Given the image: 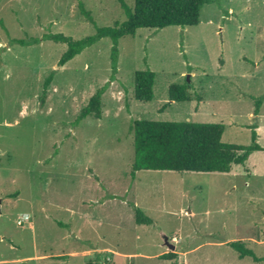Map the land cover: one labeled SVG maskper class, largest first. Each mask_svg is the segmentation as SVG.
Instances as JSON below:
<instances>
[{"label": "rangeland", "instance_id": "1", "mask_svg": "<svg viewBox=\"0 0 264 264\" xmlns=\"http://www.w3.org/2000/svg\"><path fill=\"white\" fill-rule=\"evenodd\" d=\"M79 1L0 0V264H264L230 246L241 240L264 258V0H204L197 25L120 38L113 81L109 38L64 66L66 45L42 39H82L126 19L116 0H81L92 23ZM31 38L40 40L14 42ZM146 69L147 102L134 97V74ZM105 83L102 118L74 125ZM171 84L191 99L170 102ZM139 119L222 124V141L243 146L255 131L263 150L227 173L132 178ZM134 207L152 223L137 224ZM165 238L174 260L158 258L171 251Z\"/></svg>", "mask_w": 264, "mask_h": 264}, {"label": "trees", "instance_id": "2", "mask_svg": "<svg viewBox=\"0 0 264 264\" xmlns=\"http://www.w3.org/2000/svg\"><path fill=\"white\" fill-rule=\"evenodd\" d=\"M123 10L126 19L116 21L113 25L96 28V32L82 39H73L62 33L45 34L42 39L57 44H65L66 50L61 55L58 66H64L69 60L81 53L85 48L95 44L102 38L112 41L111 48V80L115 79L118 62V41L125 36H134L139 28L161 29L167 26H194L199 23L200 9L204 0H134L133 6L125 0H116ZM81 14L94 23L83 2L78 3ZM39 38L30 41L17 40L20 45L37 43ZM55 70L50 72L43 84L41 101L44 102L47 89L54 77ZM155 73L150 70H139L134 74V97L139 101H150L153 98ZM108 83L98 88L89 98L86 106L78 113L74 125L90 116L102 118V96ZM170 102L189 101L188 87L182 84H171L168 88ZM198 101L201 97L197 95ZM255 115L259 113L261 101L257 100ZM167 105L163 107L166 108ZM224 126L214 123L173 122L139 119L132 121L134 161L131 176L135 178L140 170H171L177 172H230L234 165H245L251 153L263 150L257 143V133L253 131L250 146H243L222 141ZM137 224H151L152 220L144 212L134 207ZM239 258L250 257L254 261H264L248 248L241 240L230 243ZM178 254L170 251L158 258L174 260ZM22 264V263H14ZM172 264H176L175 262Z\"/></svg>", "mask_w": 264, "mask_h": 264}, {"label": "water", "instance_id": "3", "mask_svg": "<svg viewBox=\"0 0 264 264\" xmlns=\"http://www.w3.org/2000/svg\"><path fill=\"white\" fill-rule=\"evenodd\" d=\"M165 243H166L167 247H168L171 251H173V250L175 249V246L172 245V244H170V243L168 242L167 238H165Z\"/></svg>", "mask_w": 264, "mask_h": 264}, {"label": "built area", "instance_id": "4", "mask_svg": "<svg viewBox=\"0 0 264 264\" xmlns=\"http://www.w3.org/2000/svg\"><path fill=\"white\" fill-rule=\"evenodd\" d=\"M27 219H28V216H27V215L22 216V217H20L18 223H19V224H22L24 221H27Z\"/></svg>", "mask_w": 264, "mask_h": 264}, {"label": "crops", "instance_id": "5", "mask_svg": "<svg viewBox=\"0 0 264 264\" xmlns=\"http://www.w3.org/2000/svg\"><path fill=\"white\" fill-rule=\"evenodd\" d=\"M250 157V156H249Z\"/></svg>", "mask_w": 264, "mask_h": 264}]
</instances>
